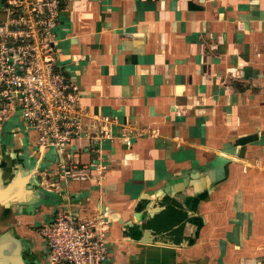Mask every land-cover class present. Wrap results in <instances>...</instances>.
Here are the masks:
<instances>
[{"label":"crops","instance_id":"obj_1","mask_svg":"<svg viewBox=\"0 0 264 264\" xmlns=\"http://www.w3.org/2000/svg\"><path fill=\"white\" fill-rule=\"evenodd\" d=\"M61 1L58 64L83 108L159 136L105 142L101 184L88 142H73L77 170L57 181L40 174L57 154L9 124L0 250L48 264L41 225L99 207L109 264H264V0Z\"/></svg>","mask_w":264,"mask_h":264},{"label":"built area","instance_id":"obj_2","mask_svg":"<svg viewBox=\"0 0 264 264\" xmlns=\"http://www.w3.org/2000/svg\"><path fill=\"white\" fill-rule=\"evenodd\" d=\"M61 0H3L0 20V138L9 124L13 138H25L38 153L54 151V170L41 171L57 181L73 178V142L87 141L89 168L97 184L107 176L103 144L122 140L131 147L137 138H156L151 127L120 124L116 118L94 115L80 103L79 87L58 64L55 34ZM86 122V123H85ZM116 129H120L115 133ZM16 140V139H15ZM74 171V172H73ZM112 219L97 208L89 217L58 211L39 234L48 264H109L108 236Z\"/></svg>","mask_w":264,"mask_h":264},{"label":"water","instance_id":"obj_3","mask_svg":"<svg viewBox=\"0 0 264 264\" xmlns=\"http://www.w3.org/2000/svg\"><path fill=\"white\" fill-rule=\"evenodd\" d=\"M8 238H5V240ZM15 241V240H14ZM18 246L17 253L11 254L8 251L0 250V264H24L19 256V244L15 243Z\"/></svg>","mask_w":264,"mask_h":264},{"label":"rangeland","instance_id":"obj_4","mask_svg":"<svg viewBox=\"0 0 264 264\" xmlns=\"http://www.w3.org/2000/svg\"><path fill=\"white\" fill-rule=\"evenodd\" d=\"M2 19V17L0 18V20Z\"/></svg>","mask_w":264,"mask_h":264}]
</instances>
